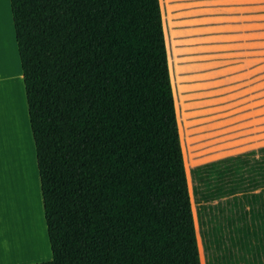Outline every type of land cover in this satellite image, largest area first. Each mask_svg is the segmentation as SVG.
Returning a JSON list of instances; mask_svg holds the SVG:
<instances>
[{"label":"trees","instance_id":"16d2710c","mask_svg":"<svg viewBox=\"0 0 264 264\" xmlns=\"http://www.w3.org/2000/svg\"><path fill=\"white\" fill-rule=\"evenodd\" d=\"M52 260L202 264L160 0H10ZM205 264H264V147L190 171Z\"/></svg>","mask_w":264,"mask_h":264},{"label":"rangeland","instance_id":"374dc122","mask_svg":"<svg viewBox=\"0 0 264 264\" xmlns=\"http://www.w3.org/2000/svg\"><path fill=\"white\" fill-rule=\"evenodd\" d=\"M243 1L244 33L242 0H160L202 264L191 169L264 146V0ZM14 102L9 106L17 110ZM18 134L25 135L23 127ZM22 155L30 239L20 263L33 264L52 251L38 169L25 150Z\"/></svg>","mask_w":264,"mask_h":264},{"label":"crops","instance_id":"0c3cea01","mask_svg":"<svg viewBox=\"0 0 264 264\" xmlns=\"http://www.w3.org/2000/svg\"><path fill=\"white\" fill-rule=\"evenodd\" d=\"M240 6L243 7L242 22L244 33L245 18L243 0L242 3H240ZM0 86H2V114H0V213L6 208H10L9 214L13 213V217L12 215L10 216L11 223L9 222V218L6 220L7 223H10H6L8 226L7 230L10 228L11 230L7 231L5 234L4 229L0 227V264H29L20 263L25 262L22 261V255H24L26 247L22 244H25L26 240L30 239L28 227L25 223L28 219L24 210V206H27L24 191L25 184L23 183L21 176L22 168H24V165L26 164V158L23 157L22 154L25 150L29 157L31 156V159L34 160L33 164L35 163L36 166L37 154L31 129L24 76L16 41L10 0H0ZM9 101H12L13 104L15 103L14 101L19 103L17 110L9 106ZM12 112L15 114L13 115ZM21 127H23L25 135L20 139L18 133L20 132ZM24 140L25 149L23 150L22 143ZM261 147L250 148L238 154L256 150ZM8 242L14 246H18L19 253L17 257L18 260H16L17 262L11 260V257L4 254L5 250L8 251ZM50 260H52V253L47 259H39V261L37 260L33 262L36 264L38 262L42 263Z\"/></svg>","mask_w":264,"mask_h":264},{"label":"bare ground","instance_id":"6f19581e","mask_svg":"<svg viewBox=\"0 0 264 264\" xmlns=\"http://www.w3.org/2000/svg\"><path fill=\"white\" fill-rule=\"evenodd\" d=\"M14 208V207H13ZM9 209L10 208H6L2 213H0V227H2L3 229H4V232H5V234H6V232L7 231H10L11 230V228L9 229V230H7L8 229V226H7V224H10L11 222H10V216L12 215V217H13V213H10L9 214ZM13 210H15V209H13ZM11 217V218H12ZM9 218V222L7 223L6 222V220ZM7 223V224H6ZM12 224H13V220H12ZM11 224V225H12ZM9 227H10V225H9ZM8 234H9V232H8ZM18 246H14L13 244H12V246H8L7 247V249H8V251L7 250H5V252H4V254L5 255H8L9 257H11V260H14V259H16V257H18V248H17Z\"/></svg>","mask_w":264,"mask_h":264},{"label":"snow or ice","instance_id":"6c2138e0","mask_svg":"<svg viewBox=\"0 0 264 264\" xmlns=\"http://www.w3.org/2000/svg\"><path fill=\"white\" fill-rule=\"evenodd\" d=\"M0 114H2V86H0Z\"/></svg>","mask_w":264,"mask_h":264}]
</instances>
